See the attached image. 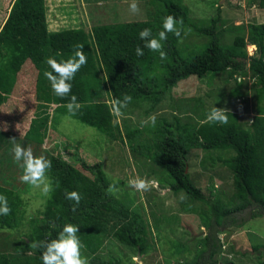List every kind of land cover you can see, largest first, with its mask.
<instances>
[{"label": "trees", "instance_id": "obj_1", "mask_svg": "<svg viewBox=\"0 0 264 264\" xmlns=\"http://www.w3.org/2000/svg\"><path fill=\"white\" fill-rule=\"evenodd\" d=\"M259 4L264 8V0H259ZM144 5L146 18L143 20L101 23L89 31L73 27L52 30L46 20V0H12L8 15L0 26V114L2 107L18 94V74L30 61L35 70L36 109L23 138L38 150L45 139H49V130L60 133L59 117L71 116L66 104L70 96L75 95L81 108L72 118L93 127L104 137L126 141L131 149L164 171L163 178H167L172 191H183L190 200L207 204L206 210L200 209L202 225L206 228V233L195 243L200 249L197 248L193 257L179 264H217L214 254L221 247L218 238L220 227L241 225L244 218L259 216L264 210V59L258 58L264 57V22L250 24L245 37L237 34L232 43L222 44L217 32L220 13L217 5L216 15L209 18V26L197 28L190 21L183 0H144ZM169 15L177 21L183 20L181 36L184 31L196 28L198 34L208 36L207 41L202 47L185 51L178 45L179 39L167 33V40L161 41L167 58L162 60L159 52L144 47L146 41L140 38L139 33L149 28L152 37L158 38L159 32L164 30V18ZM246 43L256 46L254 55H247ZM80 46H83L87 63L76 72L74 79L68 81L72 86L69 96L61 98L55 95L50 81L44 76L45 71L56 75L46 61L49 58L58 62L67 60L81 50ZM137 46L143 49L144 55H136ZM247 69L255 78L256 91V113L252 114L249 127H244L235 116L227 124L216 125L198 123L204 118L202 114L198 115L199 120L183 124L176 116L174 122L159 119L151 140L143 142L138 140L143 129L127 128L122 132L104 98V89L108 85L113 99H123L127 94L132 97L129 104L151 100L153 107L179 80L192 75L203 78L221 72L237 82L231 92L235 96L241 95L238 88L242 82L238 76L245 75ZM53 104V112L49 113ZM11 134L10 129L0 126V151L4 145H11L8 142ZM65 138L64 135L63 138H54L56 145L47 149L45 158L51 161L52 167L46 176L52 182L53 191L46 196L41 188L37 189L35 195L42 199V207L33 214L26 213L27 193L32 186L21 182L23 169L17 165L16 175L4 170L0 172V195L7 197L11 209L9 215H0V227L16 229L25 223L28 226L23 235H18L20 242L14 248V253L25 251L28 257L22 259L20 255L13 257L0 252V264H18L20 259L22 264H43V249L30 247L31 243L57 238L68 223L79 228L77 236L89 256L88 264H121L119 258L102 260L98 255L109 237L137 248L139 254L144 253L147 223L140 211L129 208L125 199L116 197L115 193L107 192L109 185L115 182L105 174L102 161L90 165L79 156L73 159L65 157L63 152H69L68 148L72 146V141ZM200 147L233 150L231 156L221 159L233 176L234 191L229 201L207 197L190 179L187 153ZM75 161L80 163V167L75 165ZM73 191L81 197L78 205L75 200L67 198V193ZM245 211L246 216H235V213ZM156 219L153 218L158 229L159 220ZM262 246L255 244L251 250L260 251ZM177 248L179 253L187 249L183 246ZM255 255L258 264H264V259H261L264 253L260 251Z\"/></svg>", "mask_w": 264, "mask_h": 264}, {"label": "rangeland", "instance_id": "obj_2", "mask_svg": "<svg viewBox=\"0 0 264 264\" xmlns=\"http://www.w3.org/2000/svg\"><path fill=\"white\" fill-rule=\"evenodd\" d=\"M12 0H0V23L3 16H7ZM133 0H46V20L49 29L83 28L89 31L94 25L101 23L127 22L143 20L146 18L144 0H135L140 9L139 13L130 11ZM188 8L189 19L197 27L209 26V18L216 15L215 6L219 7V20L217 32L220 34V43L230 44L235 35L244 37L248 32V26L254 23L264 22V8L259 0H183ZM184 31L178 40V45L188 51L197 49L207 41L208 36L198 34L196 31ZM185 33H187L185 35ZM252 44L246 43L247 55L255 51ZM255 53H253L254 55ZM247 68V67H246ZM31 62L25 63L19 74L18 94L10 99L2 107L0 114V126L10 129L8 142L10 146L1 148L0 172L9 171L15 175L18 173L17 164L13 161L12 141L24 147H31L33 155L45 157L47 149L56 145L54 138L66 137L72 141L69 152H63L68 158L80 157L88 164L102 161L105 174L117 183L116 197L125 199L131 209H138L145 219L146 236L144 253H138L137 248L128 247L120 243L114 237H109L99 251L102 260L119 258L121 264H179L180 261L189 260L199 247L195 243L206 233L202 225L200 209L206 210L207 204L190 200L181 192H174L166 182L164 171L151 163L148 158L131 149L129 143L118 139H110L98 133L93 127L83 124L69 115H61L60 133L49 130V139L35 150L34 144L26 141L23 134L28 128L31 118L34 117L36 101L34 99V80ZM241 79L240 94L234 95L231 90L237 86L233 78H228L225 72L207 75L203 78L194 75L179 80L172 86L156 105L151 100L139 101L136 105L128 104L122 108L120 117H114L122 132L125 129H143L138 140L149 142L154 132L150 117L155 115L156 122L159 119L173 121L179 118L180 123L193 121L201 115L203 119L198 123H210L207 120L211 110L223 108L228 110V121L234 116L244 127H249L252 114L256 113V99L254 79L247 69ZM104 98L112 110L113 98L109 94L108 85L104 89ZM54 104L50 105L49 113L53 112ZM52 115V114H51ZM219 124V123H210ZM59 129V131H60ZM46 149V150H45ZM231 149H205L192 148L187 153L190 179L199 187L204 195L211 199L229 201L234 191L233 176L231 170L223 164L222 158L233 154ZM77 167L80 163L74 162ZM151 170L153 173H151ZM137 177L153 182L148 191H136L129 186V181ZM160 177V178H159ZM164 177V178H163ZM40 188L33 187L27 193L26 213H34L42 207V199L35 195ZM247 211L235 213L237 218L246 216ZM153 218L159 220L158 229L154 225ZM27 224H22L16 229L0 227V252L7 256L27 253H14V248L20 242L18 235H23L27 230ZM218 238L221 247L214 254L217 264H258L256 253H264V246L260 251H252L255 244L264 245V210L259 216L244 218V223L220 227ZM201 245V244H198ZM187 247L185 252L179 253L177 247ZM200 249V248H199ZM248 251L240 254V251ZM137 251V252H136ZM81 255L89 260L87 252L81 248ZM22 259L18 264H22ZM261 259H264L262 257ZM260 259V260H261ZM16 263V262H15ZM17 264V263H16Z\"/></svg>", "mask_w": 264, "mask_h": 264}, {"label": "clouds", "instance_id": "obj_3", "mask_svg": "<svg viewBox=\"0 0 264 264\" xmlns=\"http://www.w3.org/2000/svg\"><path fill=\"white\" fill-rule=\"evenodd\" d=\"M129 8L133 14L139 13L140 11L135 0H133ZM177 25H179V27ZM163 29V31L159 32L158 38L152 37V32L149 28H145L139 33L140 38L146 41L144 47L153 52H159L162 60L167 58V54L162 50L163 44L161 41L167 40V33H172L175 37L180 39L183 31V20L177 21L176 18L171 15L166 16L163 21ZM186 34L187 33H185V35ZM80 47L81 50L76 51L74 56L69 57L67 60L58 62L54 58H49L46 61L56 75H53L52 72L45 71L44 76L50 81L55 95L61 98L69 96L72 86L68 81L74 79L76 72L87 63V58L82 51L83 46ZM251 47L256 48L254 44H252ZM135 53L137 56L144 55L143 49L139 46L135 49ZM253 53L254 52L250 54ZM258 58L264 59V57ZM131 101L132 97L127 94L124 95L123 99L114 98L112 101L113 114L116 117L122 116L123 113L121 109L126 108ZM66 108L71 116L77 114L81 108V104L78 102L75 95L70 96ZM227 112L228 110L226 109L214 107L208 115L207 120L210 123L227 124ZM149 119L152 125L155 126V115L151 116ZM11 141L13 144V161L23 169V175L20 177L21 182L36 188H41L44 195H49L53 191V187L51 180L46 176V172L52 167L51 161L46 159L43 155L35 157L30 146L24 147L16 143V139L13 138ZM151 183L153 182L137 177L129 181V186L136 191L142 192L150 190ZM118 191L119 189L116 187L115 183L110 184L107 189L109 194H114ZM67 198L69 200H75L77 205L81 199L80 195L74 191L67 193ZM10 212L11 209L8 206L7 197L0 195V215L7 216ZM78 231L79 228L77 226L68 223L63 227V230L58 234L57 238L49 241H33L30 247L43 249L41 256L43 264H88V259L81 255V248L83 245L77 236Z\"/></svg>", "mask_w": 264, "mask_h": 264}, {"label": "crops", "instance_id": "obj_4", "mask_svg": "<svg viewBox=\"0 0 264 264\" xmlns=\"http://www.w3.org/2000/svg\"><path fill=\"white\" fill-rule=\"evenodd\" d=\"M1 14H2V20H1L0 26L2 25V23H3V20H4V18H5V17L3 16V11H2V13H1ZM48 28H49V27H48ZM27 62L29 63L30 61H27ZM27 62H26V63H27Z\"/></svg>", "mask_w": 264, "mask_h": 264}]
</instances>
